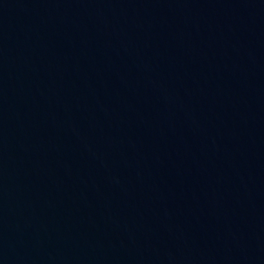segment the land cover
Masks as SVG:
<instances>
[{"label":"water","instance_id":"obj_1","mask_svg":"<svg viewBox=\"0 0 264 264\" xmlns=\"http://www.w3.org/2000/svg\"><path fill=\"white\" fill-rule=\"evenodd\" d=\"M0 264H264V0H0Z\"/></svg>","mask_w":264,"mask_h":264}]
</instances>
